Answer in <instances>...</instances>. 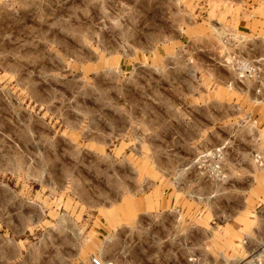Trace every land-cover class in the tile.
Here are the masks:
<instances>
[{
    "label": "rangeland",
    "instance_id": "374dc122",
    "mask_svg": "<svg viewBox=\"0 0 264 264\" xmlns=\"http://www.w3.org/2000/svg\"><path fill=\"white\" fill-rule=\"evenodd\" d=\"M225 1L0 0V264H264V0Z\"/></svg>",
    "mask_w": 264,
    "mask_h": 264
},
{
    "label": "built area",
    "instance_id": "2783aa9c",
    "mask_svg": "<svg viewBox=\"0 0 264 264\" xmlns=\"http://www.w3.org/2000/svg\"><path fill=\"white\" fill-rule=\"evenodd\" d=\"M246 66L245 65H242L241 66V68L243 69V68H245ZM248 72H250V74L249 75H254V73L256 72V68H252V66H250L249 67V70H247ZM218 158L220 159V160H222V156L219 154L218 155ZM220 160H218L217 161V163H219V164H217L216 165V167H215V169H217V170H221L220 168H221V164H220ZM257 160L260 162V163H263L264 164V152H262V153H260V154H258L257 155ZM93 263L94 264H114V263H112V262H102V261H100V260H98V259H94L93 260Z\"/></svg>",
    "mask_w": 264,
    "mask_h": 264
},
{
    "label": "crops",
    "instance_id": "0c3cea01",
    "mask_svg": "<svg viewBox=\"0 0 264 264\" xmlns=\"http://www.w3.org/2000/svg\"><path fill=\"white\" fill-rule=\"evenodd\" d=\"M222 1H223V0H222ZM225 2H227V0H226Z\"/></svg>",
    "mask_w": 264,
    "mask_h": 264
}]
</instances>
